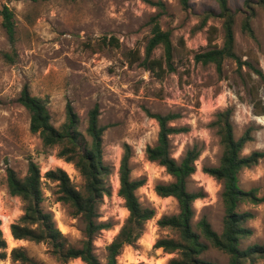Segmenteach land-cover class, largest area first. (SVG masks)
<instances>
[{
  "label": "rangeland",
  "instance_id": "374dc122",
  "mask_svg": "<svg viewBox=\"0 0 264 264\" xmlns=\"http://www.w3.org/2000/svg\"><path fill=\"white\" fill-rule=\"evenodd\" d=\"M162 1L167 12L160 21L162 27L172 33L176 69L159 78L141 64L142 60L134 61V55L131 56L135 49L144 54L151 30L149 20L158 12L156 6L145 0H0V10L8 6L14 13L16 25L11 41L0 13V220L8 254L0 264H19L10 257L15 247H24L45 264H86L80 258L63 262L50 252L48 244L11 240L5 231L6 217L11 227L24 212L22 200L9 193L8 168L23 177L33 159L39 164L42 175L49 169L61 167L79 188L84 183L72 163L57 157L58 148L44 147L39 135L31 131L30 113L19 101L25 87L44 100L56 127L65 122L68 103L79 114L82 131L87 127L89 111L99 107V121L107 127L103 147L104 161L110 168L106 183L111 194L101 199L98 214L99 221L112 222L110 229H103L94 239L95 252L103 263L106 245L128 216L124 200L118 194L125 143L133 149L132 177L146 179L137 195L144 205L156 209V216L147 223L146 232L137 244L125 247L118 264H168L176 256L153 248L158 239L175 236L173 231L159 227L157 221L164 215L178 213L179 206L174 197H161L156 193L157 184L173 178L165 167L146 157V147L156 143L160 129L151 113L179 114L171 124L186 130L170 136L173 157L179 159L194 145L201 151L196 160L197 170L188 182L190 191L204 193L194 202V223L205 215L216 231H222V185L203 170L218 165L222 155L219 137L211 122L219 110L232 106L236 137L249 125L257 127L243 153L264 150V121L253 114L248 91L250 85L260 81L256 75L251 80L247 67L239 72L232 59L224 63L221 76L214 65L194 61L195 52L208 45L211 25L218 27L215 42L223 43L221 19L210 17L207 25L200 27L206 12L219 11L216 0H190L187 9L180 0ZM245 1L228 0L236 11L235 50L243 60L257 57L264 71V7H254L255 38H252L242 31ZM104 37H115L120 45L106 44ZM162 55L161 47L153 54L157 58ZM260 94L264 99L263 87ZM43 181L44 208L53 213L57 226L70 243L79 246L84 239L85 223L57 201L55 184L45 178ZM240 185L244 189L258 188L259 194H264V159L240 173ZM241 209L255 214L247 222L253 234L243 241V246L263 241L264 203L244 204ZM203 256L218 264L228 263V256L214 248ZM256 264H264V260Z\"/></svg>",
  "mask_w": 264,
  "mask_h": 264
},
{
  "label": "trees",
  "instance_id": "16d2710c",
  "mask_svg": "<svg viewBox=\"0 0 264 264\" xmlns=\"http://www.w3.org/2000/svg\"><path fill=\"white\" fill-rule=\"evenodd\" d=\"M37 1V0H33ZM74 1V0H72ZM158 8V12L151 16L150 36L144 48V54L139 49L131 51L134 61L142 60L141 64L163 78L174 72V45L172 33L161 25V17L167 12L162 0H145ZM219 11L206 12L202 17L200 27L207 25L210 17L222 20L223 43L215 42L218 27L211 25L208 29V45L196 51L194 61L202 65H214L221 76L224 72V63L232 59L241 72L243 67L250 71L249 77L254 80L258 77V84L248 87L252 99L253 114L264 116V99L260 88H264V71L260 67L257 57H248L243 60L236 53L235 22L236 11L228 4V0H216ZM184 9L189 8L190 0H180ZM255 6L264 7V0H246L242 31L255 38L252 21L255 17ZM241 10V9H240ZM3 17L2 25L13 41L15 37V21L13 11L6 5L0 10ZM106 44L119 46L115 37H104ZM161 47L163 55L154 57V51ZM19 101L30 113V129L39 135L46 148H58L57 157L72 163L83 177L84 183L79 188L71 179L69 173L56 167L49 169L44 175L39 164L30 159L27 173L20 177L12 168L7 169L8 190L12 196L19 197L24 204V212L18 220L11 224V233L16 240L34 243H46L50 252L63 262L71 259H82L86 264H118V258L126 246H135L146 232L147 223L156 216V209L144 205L137 190L145 183V178H133L131 158L133 149L130 144H124V152L120 163L118 194L124 200L128 210L119 232L105 247V263L95 252L94 239L103 230L112 227L111 221H99L98 206L105 195L111 194L106 178L110 168L104 161V133L106 126L99 121V107L95 106L88 113L87 127L81 130V119L70 103L67 104L66 120L56 127L51 113L40 97L34 96L25 87L20 94ZM234 108L229 106L219 110L211 122L216 130L222 147L219 164L204 167V172L212 176L222 185L221 200L224 207L223 228L216 231L209 219L203 215L194 223V202L203 197L202 191L192 192L188 189L190 177L196 172V160L201 151L196 145L189 147L183 155L176 159L172 155L170 136L186 130L177 127L171 122L179 117L177 113H151L157 120L160 129L156 143L148 145L145 150L146 157L166 168L173 178L167 183L156 185V193L161 197H174L179 206V212L173 215H164L158 219L157 224L163 229L173 231L175 236L158 239L153 248L163 249L166 253H174L168 264H218L206 259L203 255L214 248L228 256L227 264H256L264 260V240L243 246V241L252 236L253 230L247 222L255 217L250 210H242L244 204L264 203V194L260 195L258 188L244 189L240 185V173L257 165L264 159V150H254L244 154L247 143L253 140V132L257 129L249 125L240 137H236L232 120ZM43 178L55 184L54 194L57 201L66 205L74 217H80L85 223L84 239L79 246L73 245L67 236L57 226L54 215L43 206L45 200L43 191ZM7 241L1 229L0 220V260L6 259ZM14 263L19 264H45L33 257L24 247H15L10 255ZM145 264V263H138Z\"/></svg>",
  "mask_w": 264,
  "mask_h": 264
},
{
  "label": "bare ground",
  "instance_id": "6f19581e",
  "mask_svg": "<svg viewBox=\"0 0 264 264\" xmlns=\"http://www.w3.org/2000/svg\"><path fill=\"white\" fill-rule=\"evenodd\" d=\"M259 121H264L263 117L262 118H258ZM6 225H5V231L7 233L8 238H10L11 240H14L13 234L11 233V229H10V219L6 217V221H5Z\"/></svg>",
  "mask_w": 264,
  "mask_h": 264
},
{
  "label": "water",
  "instance_id": "95a60500",
  "mask_svg": "<svg viewBox=\"0 0 264 264\" xmlns=\"http://www.w3.org/2000/svg\"><path fill=\"white\" fill-rule=\"evenodd\" d=\"M255 117H256V118H262V117H264V116H256V115H255Z\"/></svg>",
  "mask_w": 264,
  "mask_h": 264
}]
</instances>
